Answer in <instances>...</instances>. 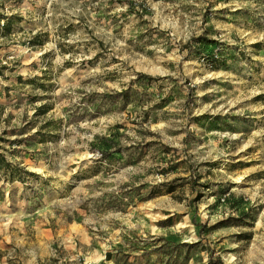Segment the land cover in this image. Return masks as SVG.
Instances as JSON below:
<instances>
[{"label":"rangeland","instance_id":"obj_1","mask_svg":"<svg viewBox=\"0 0 264 264\" xmlns=\"http://www.w3.org/2000/svg\"><path fill=\"white\" fill-rule=\"evenodd\" d=\"M0 156V264H264V0H0Z\"/></svg>","mask_w":264,"mask_h":264},{"label":"crops","instance_id":"obj_2","mask_svg":"<svg viewBox=\"0 0 264 264\" xmlns=\"http://www.w3.org/2000/svg\"><path fill=\"white\" fill-rule=\"evenodd\" d=\"M93 230H95V229H93ZM95 231L96 232H89L85 228H80V229H78V233H76L74 236L77 237V234H78V236L82 240H84L83 243L86 245L89 244L90 241L91 242L94 241L97 248L101 249L104 246L103 240H105V238H103V236L99 235V232H100L99 230H95ZM70 249H71V252L74 251L75 254H78L81 252V251L77 252L75 246H74V248H73V246H70Z\"/></svg>","mask_w":264,"mask_h":264},{"label":"trees","instance_id":"obj_3","mask_svg":"<svg viewBox=\"0 0 264 264\" xmlns=\"http://www.w3.org/2000/svg\"><path fill=\"white\" fill-rule=\"evenodd\" d=\"M0 163L5 164V166H8V164L5 162V160L0 156Z\"/></svg>","mask_w":264,"mask_h":264},{"label":"bare ground","instance_id":"obj_4","mask_svg":"<svg viewBox=\"0 0 264 264\" xmlns=\"http://www.w3.org/2000/svg\"><path fill=\"white\" fill-rule=\"evenodd\" d=\"M90 259H91V257H88V256L86 257V260H87V261H89Z\"/></svg>","mask_w":264,"mask_h":264}]
</instances>
